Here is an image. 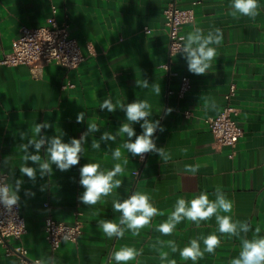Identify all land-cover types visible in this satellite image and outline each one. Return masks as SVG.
Listing matches in <instances>:
<instances>
[{"label":"crops","instance_id":"1","mask_svg":"<svg viewBox=\"0 0 264 264\" xmlns=\"http://www.w3.org/2000/svg\"><path fill=\"white\" fill-rule=\"evenodd\" d=\"M193 1L196 0H180L179 5L187 8ZM167 2L0 0V58L10 53L22 26L46 25L51 7L56 10L57 23L67 26L68 35L86 56L75 69L66 70L52 62L36 76L25 65L0 64V174L7 175L8 185L13 188L16 180L23 181L18 207L26 231L20 244L27 250L28 258L53 257L56 264H116L111 253L127 246L143 250L129 264H162L161 252H167L169 260L175 259L177 264H193L191 260L183 261L179 252L173 253L167 242L174 241L182 249L193 238L216 234L221 238L220 247L214 255L205 252L196 264H229L239 255L241 241L239 237L220 234L215 217L202 221L199 227L185 219L170 236L157 230L174 210L177 199L190 201L207 192L209 199L215 200L213 193L217 188L233 202L232 213L221 214L247 221L252 229L247 234L249 239L256 227L264 235V0H259L261 10L255 19L239 14L234 18L230 14L231 0H201L196 4L193 22L182 27L183 36L196 27L205 34L219 28L223 41L219 46L213 45L217 47V58L207 75L190 73L186 59L178 53L171 58L170 69L177 73L173 77H167L159 68L168 61L163 15ZM144 27L149 33L143 32ZM88 47L93 55L87 54ZM182 75L189 78L190 88L178 97L176 90ZM141 79L148 80V89L136 87V81ZM153 83L160 85V95L151 90ZM230 83L236 90L229 104L237 112L235 119L242 135L232 148L217 147L205 119L217 115L226 105ZM66 84L73 87L63 88ZM168 89L173 93L166 95ZM108 98L113 103L120 100L125 104L147 100L153 110L150 119L159 120L164 128L155 133L157 147L165 148L171 159L164 162L158 154L148 153L141 167L137 156L123 147L126 134L118 136L115 142H101L99 150L93 149L92 139L99 140L104 131L115 134L121 123L128 122L119 109L114 113L100 110L101 103ZM80 112L85 113L83 123L76 122ZM45 121L52 127L42 129L41 135L51 137L63 132L64 142L79 139L87 131L88 122H95L100 131L87 138L78 165L67 171L53 165L52 175L43 178L37 171L33 182L19 171L24 164L19 145L32 137L36 123ZM133 128L137 135L143 131L139 123L133 124ZM22 131L26 133L23 141L19 136ZM116 148L122 153L119 160L112 156ZM29 151L35 154L34 148ZM40 155L43 161L44 148ZM125 159L127 165L123 163ZM86 163H98L105 171L112 170L117 163L124 167V172L116 177L122 180V186L93 206L78 199L84 191L79 184V169ZM189 164L199 165L195 176L184 171ZM27 166L38 168L30 161ZM41 186H45L43 191ZM26 190L35 195H25ZM134 191L147 193L161 215L153 217L139 236L126 230L123 238L109 239L98 227L99 221L110 219L118 223L121 214L113 211L112 202L126 199ZM48 215L67 225L80 222L82 234L78 241H62L51 253L43 231ZM8 242L11 246L19 244L15 240ZM200 244L203 250L202 240ZM15 262L16 257L5 256L0 246V264Z\"/></svg>","mask_w":264,"mask_h":264},{"label":"clouds","instance_id":"2","mask_svg":"<svg viewBox=\"0 0 264 264\" xmlns=\"http://www.w3.org/2000/svg\"><path fill=\"white\" fill-rule=\"evenodd\" d=\"M230 14L236 18L240 16H247L255 19L261 10L259 0H231ZM182 42L177 47L179 52H182L187 62L188 71L195 75H207L212 62L217 58V47L223 41V32L219 28L209 30L207 34L196 27L190 31L187 36H181ZM149 82L147 79L136 81V87L141 89H148ZM151 90L160 95L161 87L159 84H151ZM208 107V106H206ZM210 107L215 108V104ZM107 109L109 113H114L117 109L123 111L126 116L127 123H121L115 134L109 131H104L99 140L92 139L91 147L99 150L101 142L108 141L115 142L118 136L125 135L127 137L123 147L131 153L132 156H138L141 159L145 154H158L160 159L167 162L171 159L170 153L165 151L163 147H157L155 142V133L159 129L164 131L159 120H152V105L147 100H135L131 103H122L117 100L112 102L111 98L103 100L100 105V110ZM169 112L171 109L168 110ZM85 121V113L77 114L76 122L83 123ZM142 121V123H141ZM139 123L143 130L141 134L137 135L133 124ZM52 127L48 121L43 123H36L32 132V137L28 138L27 143L19 145L23 152L24 164L19 168L22 175H26L33 182L36 181L37 171L41 178L51 176L53 173V165L60 171H67L79 164L81 155L84 153V145L87 143V138L96 132L100 131V127L95 122L87 123V131L82 133L80 138H71L68 142H64L63 132L60 135L47 136L41 135L42 129H49ZM21 141L26 137L25 132L19 133ZM38 137V138H37ZM135 137L133 140L132 138ZM30 148L35 149V154L29 151ZM44 148L46 158L43 159L40 155L41 149ZM186 151V149L184 150ZM114 160L121 159L122 153L119 148L112 152ZM31 162L37 167L27 166ZM127 165L128 160L123 161ZM199 170V165H185L184 171L191 173L193 176ZM124 172V167L117 163L112 170H102L98 163H86L80 167L79 184L84 191L79 196V200L87 206L96 205L102 198L108 197L112 194L114 189L122 186V180L116 179L118 174ZM22 180H16L15 186L8 185L0 181V203L6 209L12 210L13 206H18L20 201L19 191ZM45 186H41L43 191ZM25 195L34 196L35 193L31 190H26ZM215 200L209 199L207 192H201L194 199L186 201L184 198L177 199L174 210L168 216L167 220L161 223L158 231L165 236H170L176 229V226L187 219L193 222L197 227L202 221H208L215 217L220 234L227 235L229 238L239 237L241 241V250L239 255L232 258L229 264H264V235H260L261 229L255 228L254 235L251 239L247 238V234L252 230L251 225L247 222L234 220L231 215H223L221 213H232L233 202L227 198L225 192L219 188L213 193ZM112 208L114 212H119V222L115 223L110 219H101L98 227L102 229L103 233L109 238H123L125 231L128 230L133 236H139L140 231L151 224L153 217L161 215L157 207L151 202V198L147 193L134 191L126 199L113 200ZM244 235H241V234ZM202 240L204 248L201 249L200 241ZM173 253L179 252L183 261L191 260L193 264L204 258L205 252L214 255L216 249L221 245V238L216 234H209L206 237L200 236L190 240L188 245L180 249L174 241L167 242ZM143 254V250H137L133 247H122L118 251L111 253V260L116 264H129L138 256ZM162 264H177L175 259L169 260L167 252L160 253ZM35 264H56L53 257H46L43 260H37Z\"/></svg>","mask_w":264,"mask_h":264},{"label":"built area","instance_id":"3","mask_svg":"<svg viewBox=\"0 0 264 264\" xmlns=\"http://www.w3.org/2000/svg\"><path fill=\"white\" fill-rule=\"evenodd\" d=\"M179 2L180 0H168L163 10L164 26L168 39V61L160 65L159 68L166 72L167 77L177 76V73L170 69L171 58L178 53H182L179 52L177 47L182 43L180 41V37L183 36L182 27L193 22V7L199 4L201 0L191 2L187 8H182ZM55 12V8L51 7V14L44 26H22L19 36L11 44L10 53L0 58V64L6 66L25 65L33 76L39 75L43 67L52 62L66 70L77 68L86 59V56L81 53L75 39L68 35L67 26L57 23ZM143 32L149 33V29L144 27ZM87 54H94L90 47L87 49ZM66 86L73 87L72 84H66L62 87ZM189 88V78L185 75L180 76L176 95L182 97ZM235 90V85L230 83L225 95L226 105L217 115L205 119V123L213 137V142L217 147L227 146L232 148L242 135L241 128L235 119L237 112L229 104V101L235 95ZM171 93H173L172 90L168 89L166 91V95ZM184 115L188 116V113ZM146 156L147 154L143 159L137 156L141 167L146 160ZM0 181L8 184L5 173L0 174ZM25 231V224L19 213V207L13 206L12 210L9 211L0 203V246L5 256L14 255L16 257L15 264H35L38 260L28 258L27 250L20 244ZM43 231L44 238L52 253L62 241L76 243L82 234V226L78 221L67 225L55 221L48 215L43 221ZM9 240H15L19 244L11 246Z\"/></svg>","mask_w":264,"mask_h":264}]
</instances>
